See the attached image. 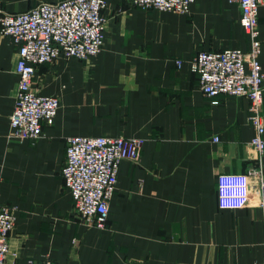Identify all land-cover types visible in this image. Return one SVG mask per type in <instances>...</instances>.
Segmentation results:
<instances>
[{"label":"crops","instance_id":"crops-1","mask_svg":"<svg viewBox=\"0 0 264 264\" xmlns=\"http://www.w3.org/2000/svg\"><path fill=\"white\" fill-rule=\"evenodd\" d=\"M45 1L58 0H0V14ZM104 16L96 57L36 67L34 89L58 96L60 107L35 140L8 137L18 55L0 34V202L15 206L2 264H259L264 207L253 196L241 209H220L216 191L221 173L264 172V152L258 163L250 145L249 99L213 104L190 64L200 50L249 48L239 5L195 0L182 14L106 0ZM258 21L264 67V0ZM121 134L144 141L137 162L120 161L99 229L75 212L60 174L66 138Z\"/></svg>","mask_w":264,"mask_h":264},{"label":"built area","instance_id":"built-area-1","mask_svg":"<svg viewBox=\"0 0 264 264\" xmlns=\"http://www.w3.org/2000/svg\"><path fill=\"white\" fill-rule=\"evenodd\" d=\"M134 6L188 14L195 0H128ZM240 7L239 24L249 38V48L200 50L190 60L198 87L212 103L219 96L247 97L252 112L254 135L250 145L258 163L263 160L264 67L259 61V0H229ZM106 0H58L40 2L26 10L1 13L0 34L16 46L18 82L14 107L9 116L8 137L35 140L44 125L53 123L60 107L56 95L39 94L34 89L36 67L59 58L89 61L101 51L105 38ZM181 65V60L176 61ZM214 137V140H217ZM143 138L125 135L69 136L60 174L83 221L103 229L108 219L119 163L137 162ZM257 180L251 183L249 177ZM217 205L220 209L245 207L251 197L264 207V172L250 168L244 173H221L217 177ZM15 206L0 202V264L10 252L8 237L15 225ZM263 257L259 264H264ZM27 264H54L45 257Z\"/></svg>","mask_w":264,"mask_h":264}]
</instances>
